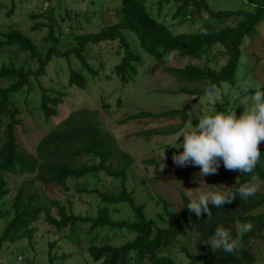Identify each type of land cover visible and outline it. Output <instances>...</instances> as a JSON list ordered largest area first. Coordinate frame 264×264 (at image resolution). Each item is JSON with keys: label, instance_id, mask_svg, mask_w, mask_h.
Listing matches in <instances>:
<instances>
[{"label": "trees", "instance_id": "trees-1", "mask_svg": "<svg viewBox=\"0 0 264 264\" xmlns=\"http://www.w3.org/2000/svg\"><path fill=\"white\" fill-rule=\"evenodd\" d=\"M245 1L254 5L256 10H215L208 0H157L155 4L152 0H122V19L119 22L98 32L80 33L76 27L81 14L70 11L60 4V0H48L44 12L29 15L34 22L31 32L48 30L44 48H40L14 25L0 32V53L24 57L22 64H18L15 58L0 63V82L8 83L0 87V222L4 225L0 232V255L11 245L24 240L33 246L37 227L44 223L51 228L50 235L58 236V239L48 242L49 264H65L59 262L55 253L62 240L81 245L85 239L91 242L86 253L93 264H257L256 244L264 239V211H257L264 208V192H257L247 201L237 195L232 203H225L220 209L209 205L213 216L211 219L206 213L200 218L190 213L185 207L189 202L185 194L181 195L183 208L175 213L169 211L174 207L166 199L154 197L160 208L156 216L164 224L158 226L147 217L146 204L137 203V190L128 188L135 159L119 146L118 139L106 129L98 111L81 109L70 113L54 130L41 138L35 154L24 147L17 135V128L24 124L18 100L21 94L26 93L28 97L35 90L38 91L36 110L45 123L59 114L66 96L65 90L56 87L47 89L42 83L54 60L67 61L69 89L87 91L89 83L105 72L106 66L105 62H101L98 68L90 63L86 55L88 47L114 44L121 59L112 73L123 87L136 80L139 75L137 66L143 61V55L133 46L135 41L131 43L128 40L125 31L133 33L138 39L139 48L158 61L164 73L180 85L176 93L193 99L180 109L158 114L141 111L122 123L179 117L180 124L141 135L148 140L151 135L178 133L189 119L188 112L204 97V88L210 84L220 88L223 83L236 84L244 40L264 21V0ZM155 5L159 7L157 13H154ZM6 7V3H0V13ZM166 7L170 11L164 15ZM56 10L64 14L60 20ZM171 12H174L173 25L206 20V17L214 23L209 26L205 21L206 30L201 33L176 35L167 25ZM14 14L15 7L12 5L6 15L12 17ZM64 22L69 23L67 31L63 27ZM72 23L76 26L73 27ZM63 39H70L66 49L61 48ZM160 47L165 52L179 49L178 57H187L197 64L188 63L183 68L169 67L157 51ZM221 60H226L225 64H221ZM73 61L79 65L73 64ZM205 62L215 67L201 64ZM30 63H35L36 68H28ZM254 91L250 89L249 95ZM27 104H30V100ZM118 105H122L121 100H118ZM161 162L150 159L145 160L144 164L159 167ZM163 162L173 163V160ZM102 174L117 184L108 187L102 183L93 189L76 184L74 195H70L66 201L48 197L38 185H54L70 192V181L99 178ZM7 175L23 177L24 181L12 187ZM251 175H256L257 181L264 182V165L261 161L254 173H239V179L232 183L230 190L235 192L236 188L250 180ZM85 194L97 196L96 216L73 211L76 196L82 198ZM124 208L130 217L115 218ZM245 223L252 225L250 232L240 231L239 225ZM218 225L229 229L233 238L241 241L242 247L233 253L223 249L213 250L207 241ZM67 229L70 234L60 236ZM189 230L199 234L204 242L198 253L183 243ZM104 231H108V234L102 235ZM118 235L125 239L131 236L132 239L116 245L114 241ZM178 247L187 263L178 262L172 256ZM28 262L33 264L30 259Z\"/></svg>", "mask_w": 264, "mask_h": 264}, {"label": "rangeland", "instance_id": "rangeland-1", "mask_svg": "<svg viewBox=\"0 0 264 264\" xmlns=\"http://www.w3.org/2000/svg\"><path fill=\"white\" fill-rule=\"evenodd\" d=\"M154 4L157 0H152ZM210 6L215 10L221 11H238L245 10L254 12L256 7L249 4L245 0H208ZM6 3L7 7L3 8L0 13V32L7 31L10 25H14L16 29L22 31L31 39H33L40 48H44V38L47 36L48 30L44 29L39 32H31L34 22L29 18L32 13H42L48 7V0H0V3ZM60 4L65 5L70 11L81 14L77 19V32L94 33L100 31L106 26L113 25L122 19V0H60ZM14 5L15 14L12 17L6 15L7 11ZM53 5L55 3L53 2ZM158 5L154 6V13L158 11ZM170 8L164 9V15ZM57 18L60 20L64 14L60 10H56ZM169 14L167 25L171 31L178 34H196L206 30L207 23L213 25V21L194 20L187 21L181 26L173 25L172 15ZM74 16V15H73ZM89 20V21H88ZM193 20V19H192ZM65 30H68V22L63 23ZM73 27L76 26L72 23ZM128 40L134 43V47L141 51L143 61L138 64L139 75L136 80L126 86H122L116 75L112 73L114 67L120 62L121 57L117 55V45L103 43L101 46L90 45L86 53L90 58V63L97 68L101 62H105V72H102L95 80L89 83L87 91H81L76 88L69 89L67 86L69 76V66L66 60H54L48 68V74L43 79L42 83L45 88H62L66 92L64 103L60 106L58 116L54 117L50 122L45 123L41 115L36 110L39 104V93L37 90L32 92L28 97L26 93L19 97V104L23 111L24 118L23 126L17 128L19 140L29 152L35 154L36 148L41 138L54 130L62 121H64L70 113L81 109H90L98 111L100 118L103 121L106 129L110 131L117 139L119 146L130 152L135 159L133 172L129 174L128 188L137 190L136 200L138 204H146V215L149 219H153L158 226H164L157 218L156 214L160 211L154 197H162L166 199L175 209L183 208L182 194L187 197L186 189H195L202 187L207 190L209 185H224L231 187L234 181L239 177L238 171H227L221 163L218 173L199 177L200 169L194 166L177 167L174 163L164 162L166 167L160 171L159 167L144 164L145 160L154 159L161 162L163 153L167 159H172L173 153L182 152L183 149L171 147L183 142V138L176 134L169 135H151L149 139H145L144 132L167 129L174 125L180 124L181 119L162 118V119H143L122 123L126 118L137 114L141 111H148L155 114L173 109H180L188 104L193 97L185 94L176 93L180 85L164 73L163 66L154 58L146 54L138 46V39L129 32H124ZM260 39H262L260 41ZM70 39H63V46L66 49ZM220 49L223 50L222 47ZM9 58L16 60L18 64L24 63V57L16 58L13 53H0V63L8 62ZM226 60H221V64H225ZM188 63L197 64L189 58L176 57L173 62L166 63L169 67L183 68ZM77 66L79 63L73 61ZM205 66L214 68L213 64L201 63ZM28 68L35 69L36 64L30 63ZM59 77V78H58ZM108 77H111L110 79ZM92 80V79H91ZM247 84L249 89L256 90L264 87V21L260 23L254 32L249 34L242 46V56L240 59L239 68L236 73V84L223 83L221 86V98L217 100L215 108L218 111L235 110L237 115H241L244 111L242 105H238L235 99V93L241 91L240 86ZM8 85L7 82H0V87ZM251 95V94H250ZM30 100V104L27 101ZM118 100L122 101V105H118ZM199 104L202 111H211L210 101L202 97L195 105ZM107 105V107H104ZM192 111V110H191ZM195 114H193V123ZM262 153H264V144L261 145ZM165 161V160H164ZM264 165V154L260 160ZM186 171L188 174H186ZM7 179L12 187L19 186L23 181V177H15L7 175ZM104 183L105 186L113 187L117 184L111 178L104 174L99 178L89 177L79 181H70L69 187L71 191H66L57 186H46L42 188L46 195L53 199L66 201L70 195H74L76 184L87 186L90 189L100 187ZM259 190L264 192V182L257 181ZM225 188L224 190H226ZM73 211L76 214L97 215L98 198L96 195H82V198L74 199ZM264 211V208L257 212ZM130 214L124 208L123 212L115 218H128ZM3 223L0 222V232L3 229ZM38 231L35 236L33 246L29 245L28 240L21 241L15 245H11L8 250H5L0 255V264H30L28 259L33 261V264H49L48 262V242L58 239V236L50 235V227L47 224H39ZM242 232V225H239ZM70 231L67 229L60 236L68 235ZM108 234V231L102 232V235ZM132 237L123 238L120 235L114 241V244L121 245L126 240ZM90 240L85 239L81 245H75L62 240L59 243V248L55 253L59 257V262L65 264H93L86 253V248ZM183 243L192 249L195 253L200 251L204 242L199 234L193 230H189L187 237ZM211 246V245H210ZM205 253V250L203 251ZM256 253L258 257L257 264H264V239L259 240L256 244ZM71 255V256H69ZM176 261L187 263L185 255L181 252L180 247L172 253Z\"/></svg>", "mask_w": 264, "mask_h": 264}, {"label": "clouds", "instance_id": "clouds-1", "mask_svg": "<svg viewBox=\"0 0 264 264\" xmlns=\"http://www.w3.org/2000/svg\"><path fill=\"white\" fill-rule=\"evenodd\" d=\"M162 54L166 63H171L179 56V49H172L165 52L163 47L157 49ZM235 99L238 105L244 107L241 115L235 110L218 111L215 108L217 100L221 98V88L210 84L204 88V96L212 107L211 111H202L200 105H194L192 111L188 112L189 119L184 127L176 133L183 142L171 147L183 151L173 153L172 160L177 167L194 166L200 169L199 177L214 175L223 164L227 171H238L240 174H252L260 163L264 144V89L257 88L249 95V87L245 83L240 86ZM195 114V123H193ZM167 157L163 153L162 162L159 163L160 171H163L166 164L163 162ZM239 177H237V180ZM257 176L251 175L250 180L236 188L235 192L231 187L224 185H209L207 190L198 187L186 189L189 202L185 206L190 213H195L197 218L207 214L211 219L212 211L209 205L220 209L225 203H232L239 195L241 200L247 201L259 190ZM227 188L229 190L225 191ZM170 208L175 213L180 211ZM242 231L250 232L252 225L245 223ZM212 249H223L225 252L233 253L242 247L241 241L233 238L231 231L222 225H218L213 235L207 241Z\"/></svg>", "mask_w": 264, "mask_h": 264}, {"label": "crops", "instance_id": "crops-1", "mask_svg": "<svg viewBox=\"0 0 264 264\" xmlns=\"http://www.w3.org/2000/svg\"><path fill=\"white\" fill-rule=\"evenodd\" d=\"M262 39H260V41H261Z\"/></svg>", "mask_w": 264, "mask_h": 264}]
</instances>
